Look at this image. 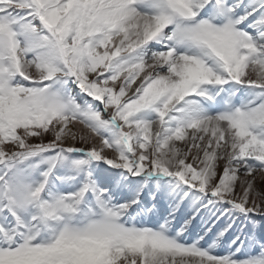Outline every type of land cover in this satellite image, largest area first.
I'll return each instance as SVG.
<instances>
[{
    "label": "rangeland",
    "instance_id": "rangeland-1",
    "mask_svg": "<svg viewBox=\"0 0 264 264\" xmlns=\"http://www.w3.org/2000/svg\"><path fill=\"white\" fill-rule=\"evenodd\" d=\"M99 1L0 0V200L7 195L24 220L29 216V243L15 250L0 248V264H174L165 255L171 251L187 255L189 261L182 264H191L194 255L197 264H264V242L244 240L238 230L241 221L233 219V213L239 216L234 207H239L264 221L263 34L256 37L245 26L222 25L220 13L240 21L232 0H161L145 10L136 3L132 7L137 13L157 18L147 40L176 35L192 53H175L173 43L160 55L150 56L146 49L130 52L146 37L121 25L124 11L102 9ZM201 9L203 20L184 26H195L190 36L173 14L194 18ZM259 24L264 27L263 21ZM22 32L28 35L17 40ZM118 35L122 39L115 46ZM180 56L191 58L194 66L179 65ZM146 71V85L130 97ZM69 73L74 80L60 78ZM74 93L94 104L82 108ZM212 93L215 106L226 107L215 117L227 122L236 147L227 159L217 157L211 164L204 154L199 168L176 170L179 165L169 162L174 156L168 149L189 141L190 131H199L191 130L192 121L206 114L190 112L194 103L206 106L196 95L207 99ZM155 99L163 100L162 108L159 103L150 108ZM140 111L152 118L138 116ZM68 123L74 127L72 145L61 143ZM202 142L213 150V139ZM91 152L126 174L119 179L108 172L110 186L101 185L98 180L105 172L95 166L100 162L90 161ZM248 157L262 159V164ZM12 158L23 159L19 173L27 167L22 184L20 174L8 168ZM57 164L65 165L60 174L78 177L70 188L64 184L68 196L45 179ZM40 169L44 176L36 179ZM90 174L93 183L87 181ZM145 175L155 180L142 188ZM135 183L139 187H130ZM238 184L249 188L243 204L236 203ZM165 186L173 188V195L181 193V202L173 201L184 203L188 210L183 213L190 215L186 219L169 217L156 207L152 212L150 201L166 197ZM121 190L129 191L121 193L123 199ZM190 201H206L198 205L205 209L213 204L210 210L222 219L228 216V229L221 223L200 230L204 218L194 213L186 203ZM156 213L163 218L145 217ZM194 215L201 222L195 229Z\"/></svg>",
    "mask_w": 264,
    "mask_h": 264
},
{
    "label": "bare ground",
    "instance_id": "bare-ground-1",
    "mask_svg": "<svg viewBox=\"0 0 264 264\" xmlns=\"http://www.w3.org/2000/svg\"><path fill=\"white\" fill-rule=\"evenodd\" d=\"M98 5L103 8V9H110L111 7L116 8V10L120 9V11H124L122 14V24L123 27L131 32L135 31L140 33L141 37L145 36L147 40V36L151 33L153 30L154 25L156 24V19L157 18H152V17H147V16H142L135 9L132 7L131 0H100L98 2ZM115 11V10H114ZM122 39L121 35L116 36L113 39V44L115 46L118 45L119 41ZM123 39H126L123 38ZM144 40V41H145ZM103 50V49H102ZM179 65H187V67L192 68L194 64L190 62L191 58L185 57V56H180L179 58ZM178 65V63H177ZM150 73L146 71L143 74V77L141 80L138 81V84L145 78L148 77ZM205 118L201 119H194L193 120V126L191 130L198 128L199 131H190L192 134H190L189 141L187 142H182L180 145H171L169 147V151H172L173 156L171 159H169V162H177L178 167L176 170H178L181 167H184L185 165H191L192 167L199 168L200 162L202 159H204V154H209L208 161L207 163L213 164V162L216 160L214 158H224L227 159V155L232 152V149L236 147V141L235 138L232 135L231 130L228 128L227 122H224L222 119H218L215 117V115H209V112ZM68 123L65 126V132L63 134V138L61 143L66 145L69 143L71 140L70 131L74 130V127L69 125ZM157 129H160V127H155ZM154 128V129H155ZM156 131V130H155ZM159 132V131H158ZM157 132L154 133L156 135ZM221 137L225 141H221ZM202 139H206L207 143L211 139L214 140V147L213 150H210V148L206 145L203 144ZM195 145V151L194 153H191L190 148L192 145ZM69 145H72L69 143ZM175 146H178L175 148ZM237 191L236 193L240 197V202H236L237 204H243L244 200L248 196V187L247 184H238L237 185ZM262 189L264 190V185L262 186ZM174 252H170L168 254H165L166 257L168 255V259L173 262L174 264H182L185 262H188L189 259L187 255L181 256L178 255ZM197 257V256H193ZM193 258L194 260H190L191 264H197L196 259ZM202 262V261H201Z\"/></svg>",
    "mask_w": 264,
    "mask_h": 264
}]
</instances>
